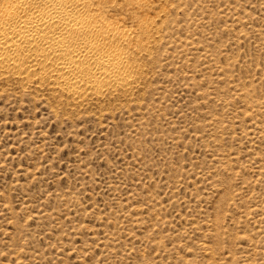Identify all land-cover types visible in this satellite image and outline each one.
Returning <instances> with one entry per match:
<instances>
[{
    "label": "rangeland",
    "instance_id": "rangeland-1",
    "mask_svg": "<svg viewBox=\"0 0 264 264\" xmlns=\"http://www.w3.org/2000/svg\"><path fill=\"white\" fill-rule=\"evenodd\" d=\"M119 5L133 89L0 77V264H264V0Z\"/></svg>",
    "mask_w": 264,
    "mask_h": 264
},
{
    "label": "bare ground",
    "instance_id": "bare-ground-1",
    "mask_svg": "<svg viewBox=\"0 0 264 264\" xmlns=\"http://www.w3.org/2000/svg\"><path fill=\"white\" fill-rule=\"evenodd\" d=\"M119 7L117 0H0V77L49 87L75 104L133 89L151 28L135 16L140 32L133 31L114 18Z\"/></svg>",
    "mask_w": 264,
    "mask_h": 264
}]
</instances>
